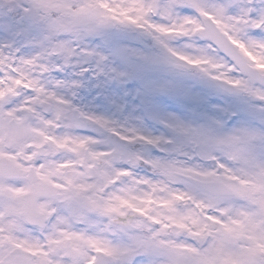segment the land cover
Listing matches in <instances>:
<instances>
[{
  "label": "snow or ice",
  "instance_id": "1",
  "mask_svg": "<svg viewBox=\"0 0 264 264\" xmlns=\"http://www.w3.org/2000/svg\"><path fill=\"white\" fill-rule=\"evenodd\" d=\"M0 264H264V0H0Z\"/></svg>",
  "mask_w": 264,
  "mask_h": 264
}]
</instances>
